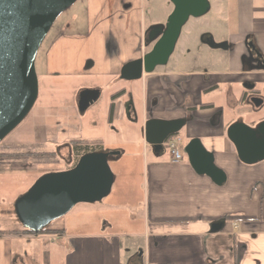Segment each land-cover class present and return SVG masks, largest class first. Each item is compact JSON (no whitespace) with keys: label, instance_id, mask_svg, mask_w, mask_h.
Wrapping results in <instances>:
<instances>
[{"label":"crops","instance_id":"crops-1","mask_svg":"<svg viewBox=\"0 0 264 264\" xmlns=\"http://www.w3.org/2000/svg\"><path fill=\"white\" fill-rule=\"evenodd\" d=\"M236 1L246 11L242 21L246 27L244 39L252 37L264 58V0ZM64 27V33L45 52L40 79L54 80L56 86L65 85L75 93L70 107L72 118L78 120L88 110L83 115L77 111L79 89L97 88L101 96L108 83L110 101L105 123L111 129V124L121 122L124 116L121 98L130 92L135 95L137 89L134 83L120 84L125 81L119 77L121 67L151 49L147 30L142 27L141 0H84V16ZM95 36L99 56L87 49L88 40ZM223 44L224 47L212 48H230L229 43ZM221 66L199 72H165L156 67L152 73L134 80L141 85V100H129L125 115L138 124L143 139V151L134 155L146 159L139 228L135 227L134 214H130L128 219L118 216L119 219L71 222L69 227L62 222L50 225L41 235H1L36 241L25 259L15 255L7 264H41L37 261L38 247L48 253L52 243V251L60 253L55 264H131L130 259L139 252L142 264H264V160L252 165L241 163L226 136L228 125L238 116L247 115V122L264 118V112L252 114L249 107L243 109L241 100V82H255L259 88L264 85V69L250 58L246 47L239 49L237 58L226 62V68ZM175 81L180 84L174 85ZM222 86L226 91L219 93ZM119 92L122 93L113 97ZM186 105L195 109L186 111ZM62 115L67 118V114ZM183 116L190 118L183 127L187 142L197 137L213 153L215 165L226 175L222 185L198 175L187 159H164V153L156 156L146 144L141 129L147 119ZM102 130L103 126H99L93 136L100 137ZM70 141L61 143L58 155L68 156ZM103 149H124L123 155L132 153L121 143L107 144ZM216 221L223 225L212 232L211 224ZM122 225L125 229L118 231L116 228ZM44 263L52 264L48 260Z\"/></svg>","mask_w":264,"mask_h":264},{"label":"rangeland","instance_id":"rangeland-1","mask_svg":"<svg viewBox=\"0 0 264 264\" xmlns=\"http://www.w3.org/2000/svg\"><path fill=\"white\" fill-rule=\"evenodd\" d=\"M208 2L210 8L205 14L199 17H190L184 24L168 62L165 65L158 66L157 70L165 72H199L220 65H222L220 68H226V62L237 58L239 49H245L246 27L244 23L242 24V21L246 17V11H243V8L240 9L239 2L236 0H208ZM172 9L173 5L170 0H141L142 27L147 30L152 25L165 23ZM82 16H84V0H76L73 5L56 18L48 31L35 59L39 85L37 101L25 119L0 142V159L7 158L5 157L6 154L11 156L13 152L21 153L27 145L35 146L36 149L57 151L62 142L75 138L89 141L99 139L102 146L121 143L127 148L129 147L131 154L127 151L117 161L110 162L115 180L108 196L93 204L78 203L63 217L54 220L50 225L55 226L64 222L69 227L71 222L88 223L96 220L100 221L103 218L107 219L108 217L110 219H119L120 217L128 219L130 214H134L133 219L137 220L135 226L137 229L143 211L141 204L146 178V159L143 160L136 153L134 155V152L143 151V139L140 137L138 124L127 119L125 104L129 100L134 103L135 100L137 101L136 97L140 98L138 100L140 103L141 85L137 81H120L123 86L134 83L133 86L137 88L135 90L136 94L130 92L121 98L124 106V116L121 122L112 123L111 129H109L106 126L107 122L105 123L106 105L110 101V98L107 97L108 83H105L100 98L88 108L83 116H78L83 119V127H81V119H73L71 116L74 112L70 105L75 93H72L71 89L65 85L56 86L54 80L44 82L40 79V75L44 71V56L48 46L55 38L64 33V26L67 23L73 22L74 24L75 19ZM205 34H209L215 44L229 43L230 48L228 50L212 48V46L202 41L201 37ZM88 41L87 49L94 56H99L96 50L97 36L91 37ZM259 89L264 93L263 84ZM219 90V93L226 91L223 86ZM242 108L246 109L247 107L243 105ZM260 111L263 113L264 107ZM62 114H67V118L64 119ZM99 126H103L102 133H98L100 137L93 136V131H96ZM176 136L180 139L178 143L181 147L182 159L186 160L187 157L183 153V147L187 143L184 128ZM128 140L132 142L126 143ZM58 150L60 151L61 148H58ZM67 157L69 158L64 153H60V155H55V161L52 162H0V229L21 227L7 213L13 201L18 195L26 191L41 174L67 169L72 162V157L69 162ZM169 157V151L165 148L163 158L169 160ZM116 229L121 231L125 229V226L122 225ZM32 236L35 238L37 235L32 234ZM33 243H36V241H28L25 238L15 239L11 236L7 238L0 235V264L9 263L10 257L14 258L15 255L21 257V260L25 259L30 245H33ZM48 247V253L47 251L42 252L41 247H38L37 261L41 264H45L44 261L46 262V260L49 263L52 262V264L58 262L60 253L52 251L55 245L52 243Z\"/></svg>","mask_w":264,"mask_h":264},{"label":"water","instance_id":"water-1","mask_svg":"<svg viewBox=\"0 0 264 264\" xmlns=\"http://www.w3.org/2000/svg\"><path fill=\"white\" fill-rule=\"evenodd\" d=\"M170 1L173 9L165 23L152 25L146 31V40L154 42L151 49L138 59L125 63L120 70V79L139 80L144 74L152 73L157 66L165 65L184 24L190 17L202 16L210 8L208 0ZM75 2L0 0V142L34 107L39 93L35 69L38 49L56 18ZM210 45L225 46L214 42ZM245 47L250 58L264 69V58L252 37H247ZM100 93L97 88L78 91L75 102L79 115H83L99 99ZM255 102L256 106H260L263 99L257 98ZM186 122L185 117L147 119L141 131L152 153L162 155L166 140L179 133ZM226 136L241 163L252 165L264 160V119L253 126L236 119L228 125ZM122 153L121 149L94 150L81 155L76 164L68 169L41 174L16 197L7 213L31 233H41L76 204H93L108 196L115 180L110 162L117 161ZM183 153L198 175L208 176L216 185L225 182L224 171L215 165L213 153L203 147L199 138H191L183 147ZM222 225V221L212 223L211 231H219ZM130 262L142 264L141 253L134 255Z\"/></svg>","mask_w":264,"mask_h":264},{"label":"trees","instance_id":"trees-1","mask_svg":"<svg viewBox=\"0 0 264 264\" xmlns=\"http://www.w3.org/2000/svg\"><path fill=\"white\" fill-rule=\"evenodd\" d=\"M122 92L114 95L117 97ZM174 136L169 137V139ZM71 151H72V162L68 165L67 169L74 166L81 155L87 152L94 150L102 149V142L99 139L89 141L86 139H73L70 141ZM55 151H46L43 149H36L32 145H27L24 147V150L21 153H11L10 155H5L7 158H1L0 162L9 161V162H52L55 161ZM1 156V155H0ZM43 230L42 232H44ZM22 233L31 234V232L23 227L12 228V229H0V235H17Z\"/></svg>","mask_w":264,"mask_h":264},{"label":"flooded vegetation","instance_id":"flooded-vegetation-1","mask_svg":"<svg viewBox=\"0 0 264 264\" xmlns=\"http://www.w3.org/2000/svg\"><path fill=\"white\" fill-rule=\"evenodd\" d=\"M181 33V32H180ZM180 36V35H179ZM179 39V37H178ZM177 39V41H178ZM202 41H204L206 44L210 45L213 41H212V37L209 35V34H205L201 37ZM154 42H151V47L153 45ZM177 43V42H176ZM176 45V44H175ZM175 48V47H174ZM174 51V50H173ZM172 54V53H171ZM170 57V56H169ZM169 59V58H168ZM168 62V61H167ZM158 67V66H157ZM179 75H182L180 73H178ZM180 79V78H179ZM180 83L179 82H174V85L178 86ZM241 86L243 87V92H242V97H241V100H242V103L245 104L247 107H249L250 109V113L254 114V113H258L260 112V110L264 107V93L261 92V89L259 88H256L255 86V82H250V81H242L241 82ZM179 90H181L180 86L177 87ZM257 98H262L263 99V104L260 105V106H256V100ZM184 109H186V111H189V112H192V110L195 109L194 106H188L186 105L184 107ZM187 119V122L186 124L190 121V118L186 117V116H183ZM247 115H243V116H238L236 117L232 122H234L236 119H242L245 123H247L248 125H255L258 121L264 119H259V120H251L249 122L246 121V118ZM231 122V123H232ZM230 123V124H231ZM185 124V125H186ZM176 135H174L175 137ZM178 138V137H176ZM61 145V144H60ZM59 145V146H60ZM58 146V148H59ZM68 147V156L69 158L67 159V161H71V157H72V151H71V144L69 142V145L67 146ZM58 148H57V151H58ZM57 151H55L56 155H58Z\"/></svg>","mask_w":264,"mask_h":264},{"label":"built area","instance_id":"built-area-1","mask_svg":"<svg viewBox=\"0 0 264 264\" xmlns=\"http://www.w3.org/2000/svg\"><path fill=\"white\" fill-rule=\"evenodd\" d=\"M179 138H172L168 139L164 143V147L167 148L169 151L170 156L172 157V160L177 162L181 159V147L179 145Z\"/></svg>","mask_w":264,"mask_h":264}]
</instances>
